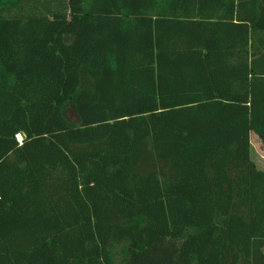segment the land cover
Instances as JSON below:
<instances>
[{
  "label": "trees",
  "instance_id": "16d2710c",
  "mask_svg": "<svg viewBox=\"0 0 264 264\" xmlns=\"http://www.w3.org/2000/svg\"><path fill=\"white\" fill-rule=\"evenodd\" d=\"M252 133L264 0H0V264H264Z\"/></svg>",
  "mask_w": 264,
  "mask_h": 264
},
{
  "label": "rangeland",
  "instance_id": "374dc122",
  "mask_svg": "<svg viewBox=\"0 0 264 264\" xmlns=\"http://www.w3.org/2000/svg\"><path fill=\"white\" fill-rule=\"evenodd\" d=\"M63 115L70 123H79L78 114L73 103L70 102L66 105L63 109ZM18 140L21 142V136L18 137ZM251 144L252 160L259 169L264 170V147L255 133L251 134Z\"/></svg>",
  "mask_w": 264,
  "mask_h": 264
},
{
  "label": "water",
  "instance_id": "95a60500",
  "mask_svg": "<svg viewBox=\"0 0 264 264\" xmlns=\"http://www.w3.org/2000/svg\"><path fill=\"white\" fill-rule=\"evenodd\" d=\"M20 135H21V137H22V140H21V141H23L24 138H25V135H24V134H20Z\"/></svg>",
  "mask_w": 264,
  "mask_h": 264
},
{
  "label": "bare ground",
  "instance_id": "6f19581e",
  "mask_svg": "<svg viewBox=\"0 0 264 264\" xmlns=\"http://www.w3.org/2000/svg\"><path fill=\"white\" fill-rule=\"evenodd\" d=\"M21 136V135H20ZM21 140H22V137H21Z\"/></svg>",
  "mask_w": 264,
  "mask_h": 264
}]
</instances>
